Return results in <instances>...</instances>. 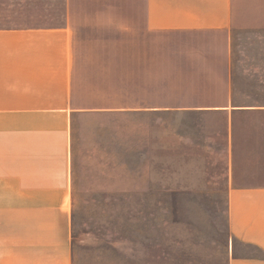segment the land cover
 <instances>
[{"label":"crops","instance_id":"0c3cea01","mask_svg":"<svg viewBox=\"0 0 264 264\" xmlns=\"http://www.w3.org/2000/svg\"><path fill=\"white\" fill-rule=\"evenodd\" d=\"M53 5L59 23L25 22L36 20L34 9ZM169 36L222 43L228 97L206 109L225 118L219 152L228 229L263 255H236L232 242L226 264H264V101L237 102L233 95L237 73L250 84L240 90L264 89V0H0V264H75L73 119L125 108L77 107V43H155L160 54ZM129 57L132 68V48ZM148 58L147 52L146 64ZM245 162L253 168H241ZM210 185L195 194L209 196ZM134 250L106 264H185L168 262L166 243Z\"/></svg>","mask_w":264,"mask_h":264},{"label":"rangeland","instance_id":"374dc122","mask_svg":"<svg viewBox=\"0 0 264 264\" xmlns=\"http://www.w3.org/2000/svg\"><path fill=\"white\" fill-rule=\"evenodd\" d=\"M57 10L54 5L34 9L36 20L25 22L57 24L62 20ZM150 49L153 54L157 50L153 58ZM158 49L155 43H77L73 85L77 107H125L142 100L156 106L169 100L226 103L222 43L169 36L167 47L162 45L160 54ZM234 81L237 102L264 101V89H239L250 85L247 77L241 79L237 73ZM224 119L169 108H110L76 116L72 130L75 264L126 260L137 251L135 245L144 242L166 243L169 263L226 264L232 242L236 255L262 257L229 233L219 152ZM241 168L251 170L253 162ZM207 180L210 195H196Z\"/></svg>","mask_w":264,"mask_h":264},{"label":"trees","instance_id":"16d2710c","mask_svg":"<svg viewBox=\"0 0 264 264\" xmlns=\"http://www.w3.org/2000/svg\"><path fill=\"white\" fill-rule=\"evenodd\" d=\"M129 94H128V96L130 97ZM130 100L128 102H131ZM136 103H139V106H136L135 105ZM136 103H135V101L134 102H131V103L127 104L128 106H125V108H131V109H134V108L149 109V108H152V107H159V106L154 105L153 103H145L144 100H142L140 102H136ZM160 106L167 107L169 109H183V110H178V111L209 113V111L206 109V107L208 105H203V103H186V102L171 103L170 100H169V102H167L164 105H160ZM219 113H223V112L221 111Z\"/></svg>","mask_w":264,"mask_h":264}]
</instances>
